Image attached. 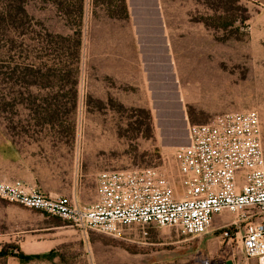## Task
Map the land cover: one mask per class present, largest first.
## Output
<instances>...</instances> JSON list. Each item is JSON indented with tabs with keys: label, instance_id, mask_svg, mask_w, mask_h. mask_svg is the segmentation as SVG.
Instances as JSON below:
<instances>
[{
	"label": "rangeland",
	"instance_id": "obj_1",
	"mask_svg": "<svg viewBox=\"0 0 264 264\" xmlns=\"http://www.w3.org/2000/svg\"><path fill=\"white\" fill-rule=\"evenodd\" d=\"M75 2L25 0L27 19L0 21V125L60 188L82 180L88 199L100 173L152 167L180 190L174 149L223 113L256 111L264 148V0H132L127 19L108 16L118 0H83L81 22ZM75 34L77 47L56 38ZM10 203L40 215L52 248L0 264L252 263L225 213L198 238L138 225L113 238Z\"/></svg>",
	"mask_w": 264,
	"mask_h": 264
},
{
	"label": "built area",
	"instance_id": "obj_2",
	"mask_svg": "<svg viewBox=\"0 0 264 264\" xmlns=\"http://www.w3.org/2000/svg\"><path fill=\"white\" fill-rule=\"evenodd\" d=\"M180 190L158 168L103 172L96 199L79 206L45 196L21 181H0V199L58 217L82 233L113 238L133 225L172 229L198 238L215 216H230L232 236L245 261L264 264V148L256 111L223 113L188 126L187 143L172 153Z\"/></svg>",
	"mask_w": 264,
	"mask_h": 264
},
{
	"label": "crops",
	"instance_id": "obj_3",
	"mask_svg": "<svg viewBox=\"0 0 264 264\" xmlns=\"http://www.w3.org/2000/svg\"><path fill=\"white\" fill-rule=\"evenodd\" d=\"M125 0L128 15H131L130 2ZM87 13V12H86ZM88 13H91L89 11ZM47 171L42 161H36V155L27 154L7 130L0 125V181H21L44 194L45 196H65L74 200L79 206H89L96 199V184L90 188L89 198L86 186L82 180L73 179L68 188H60L58 176H45ZM40 215L18 205L0 199V247L4 244H14L26 256H41L50 252L52 248L48 241L43 239Z\"/></svg>",
	"mask_w": 264,
	"mask_h": 264
},
{
	"label": "trees",
	"instance_id": "obj_4",
	"mask_svg": "<svg viewBox=\"0 0 264 264\" xmlns=\"http://www.w3.org/2000/svg\"><path fill=\"white\" fill-rule=\"evenodd\" d=\"M48 1V0H47ZM77 2V14H78V22H81L82 15H83V0H76ZM75 2V3H76ZM119 9L123 13L122 16L114 15L112 12H109L108 16L111 19H127L128 13L125 5V0H118ZM55 5L57 7L64 9L69 7V0H54ZM25 0H8L6 5L3 3V8L0 10V21H2L5 17H8L9 19L15 18V14H18L21 16L20 19H27V13L24 8ZM65 5V6H64ZM107 10H110L113 8L112 2H107L106 4ZM56 38L61 42H69L72 39L76 40V47L79 46V36L78 34H75L74 37H62V36H56ZM76 56H77V50H76ZM68 223V222H67ZM222 231H226L223 229ZM12 257L19 261H30L35 258H38L40 256H26L20 250L14 245V244H4L0 247V263L5 261L7 258Z\"/></svg>",
	"mask_w": 264,
	"mask_h": 264
},
{
	"label": "water",
	"instance_id": "obj_5",
	"mask_svg": "<svg viewBox=\"0 0 264 264\" xmlns=\"http://www.w3.org/2000/svg\"><path fill=\"white\" fill-rule=\"evenodd\" d=\"M228 264H230V263H228Z\"/></svg>",
	"mask_w": 264,
	"mask_h": 264
}]
</instances>
